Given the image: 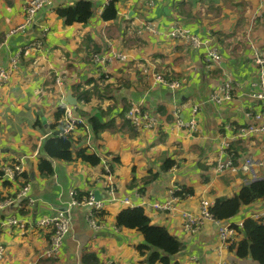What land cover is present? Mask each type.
I'll return each instance as SVG.
<instances>
[{"label": "crops", "instance_id": "1", "mask_svg": "<svg viewBox=\"0 0 264 264\" xmlns=\"http://www.w3.org/2000/svg\"><path fill=\"white\" fill-rule=\"evenodd\" d=\"M77 1L51 0L30 27L11 35V29L25 20L27 0H0V45L6 40L0 48V71L10 69L13 57L19 56L9 80L0 83V167L20 164L27 175L15 180L0 177V199H13L0 209L4 248L0 264H149L148 253L138 249L145 241L143 234L117 227V216L127 207H143L152 224L166 227L184 243L176 256L180 264H259L252 257H238L232 247L244 237L240 229L233 243H225L218 225L209 219L198 233L186 231L184 213L197 215L202 199L213 204L264 177V133L231 141L235 163L252 157L258 163L254 173L217 168L222 139L233 137L235 129L251 121L246 112L255 106L251 92L257 78L252 44L264 48V0H159L151 7L145 0H118L113 20L102 17L110 0H89L94 4L93 17L68 25L56 10ZM177 23L188 32L210 37L222 55V66L209 63L204 48L194 49L169 35ZM35 41L42 43L40 48L24 49ZM111 48L127 54V59L108 60L105 65L94 60ZM145 66L179 80L181 87L152 85L143 73ZM58 77H63L62 85L57 84ZM226 77L233 80L234 98L222 104L211 101ZM84 91L89 96L92 92L88 101L79 98ZM69 94L77 99L75 115L86 124L77 133L74 154L91 144L101 162L53 159L54 174L41 176L43 144ZM132 102L166 124L158 130L135 129L125 118ZM196 104L200 109L193 113ZM85 115L100 116L108 128L95 138ZM192 118L199 122L196 133L175 125L178 119ZM167 159L175 165L165 170ZM27 182L31 204L19 196ZM182 186L191 187L193 195L173 201V191ZM71 191L78 198L93 191L105 201L96 227L89 222L88 206L69 205ZM168 202V209L154 206ZM65 207L72 218L71 231L60 255L47 257L51 233L34 223ZM263 209L264 199L255 201L226 222L244 221ZM10 217L22 219L24 225L8 224Z\"/></svg>", "mask_w": 264, "mask_h": 264}, {"label": "built area", "instance_id": "2", "mask_svg": "<svg viewBox=\"0 0 264 264\" xmlns=\"http://www.w3.org/2000/svg\"><path fill=\"white\" fill-rule=\"evenodd\" d=\"M51 0H27L25 3V20L23 23L17 27L11 29L10 34H16L20 31H25L30 27L34 20L37 12L45 5L50 3ZM159 0H145V4L149 7L155 5ZM146 28L150 31L154 30V27L151 24H147ZM45 30H48L47 28ZM173 38L182 41L184 44L193 47L194 49H205V57L207 61L217 68L222 66V55L214 47L210 37H202L197 34L186 31L178 23L174 25L172 31L169 33ZM6 45V40H4L0 48ZM42 43L40 41H35L29 45H26L24 49L31 48H40ZM127 54L116 51L115 48H111L106 53L101 55H96L94 60L102 65H105L108 60L119 59L126 60ZM252 57L253 63L257 68V78L252 82L253 91L251 92V98L255 102V106L251 107L250 110L246 112V116L251 119V121L235 129V135L230 138H224L221 141L219 148L217 168L222 171L225 169H231L233 171L242 170L246 173H254V167L258 163L252 157H245L238 164L235 163V158L230 153L231 141L233 139L247 138L252 135H258L264 133V48L252 44ZM19 62V56L15 55L11 60L10 69L0 71V83L7 82L10 78V75L14 69L17 68ZM143 73L152 85H161L163 87H168L170 89H179L181 87V82L179 80H170L164 77L162 74L158 73L155 68L151 66H145L143 68ZM57 84H63V77L57 78ZM233 80L230 77H226L220 87L213 91L210 98L211 101L215 103H225L231 101L234 98L233 93ZM76 105L66 104L63 105L64 108V126L61 135L63 134H72L77 135L78 124L82 123L85 125L83 119L74 113ZM199 105H194L193 113L199 111ZM125 118L130 122V124L137 130H158L160 127L164 126L166 123L160 120L157 116L152 115L147 110H145L141 105L132 102L131 106L125 113ZM175 125L181 129L187 130L191 133H196L200 131L198 119L192 118L189 121H182L178 119L175 122ZM227 128H231L230 125H227ZM90 148L91 144L89 145ZM91 150V149H90ZM97 154V153H96ZM108 169V166H107ZM109 170V169H108ZM23 174V167L20 164H14L9 167H0V177H6L10 180H15L21 177ZM256 178V177H254ZM175 190H179L176 188ZM30 191V183L27 182L24 187L21 189L19 196L28 199L31 204L32 199L28 198V193ZM111 194H114V191L111 189ZM192 195H187L185 198H182L178 195L172 194L173 201H180L191 197ZM115 199V198H113ZM13 199H0V209L7 208ZM125 204H129L128 199L124 200ZM70 206H83L89 207L88 219L92 226L96 227L98 225V216L97 213L102 210L105 206V201L102 199H97L93 191H90L85 197L78 198L76 197L74 191H71V201ZM212 202L209 199L201 200V211L199 214L195 215L192 213H184V228L190 233H198L203 225V222L206 219H209L218 225L219 237L225 243H233L237 239L238 229L243 227V221L238 223H230L226 221H218L213 218L210 213V207ZM69 206V207H70ZM154 206L157 209H168L171 207V202L162 204L155 203ZM252 218L260 219L264 223V209L255 212L252 214ZM7 223L10 225L23 226L24 223L22 219L16 217H10L7 220ZM34 226L37 228H46L51 233L50 245L46 249L44 255L47 257L57 258L63 247L65 238L70 233L72 228V218L70 215L69 209L59 214L51 217H43L37 220L34 223ZM4 248L0 247V259L3 255ZM106 264H111L110 262Z\"/></svg>", "mask_w": 264, "mask_h": 264}, {"label": "trees", "instance_id": "3", "mask_svg": "<svg viewBox=\"0 0 264 264\" xmlns=\"http://www.w3.org/2000/svg\"><path fill=\"white\" fill-rule=\"evenodd\" d=\"M57 13L64 19L68 25L74 23H87L94 15V4L89 0H80L69 6H60ZM118 16V0H110L102 17L104 20H113ZM92 92L90 93L91 96ZM89 91H84L79 98L88 101L90 99ZM64 108L59 106L55 114L56 122L51 126V134L43 144V155L39 160V171L41 176H51L54 174L55 167L53 159L61 161H73L75 158H81L92 165L101 162V158L89 146L80 148L74 154V146L77 135L63 134L60 132L64 126ZM103 116V114H102ZM86 121L91 130L98 138L108 125L98 115H85ZM130 123V122H129ZM85 130V125L78 124V131ZM86 136H84V139ZM175 165L173 159H167L164 169L167 170ZM27 178L25 173L22 174ZM147 179L146 182L152 180ZM174 194L182 198L187 195H193V189L188 186H182L179 190H174ZM264 199V177L249 181L232 197H218L210 207V213L218 221H228L239 214L241 208L250 205L258 200ZM117 227L137 229L144 236V243L138 246L142 254L148 253L147 260L149 264H180L176 256L180 254L185 246L176 236L171 234L164 226H158L151 223L150 217L145 213L143 207H127L121 210L117 216ZM244 237L232 244L237 256L240 258L252 257L259 264H264V223L260 219L249 217L243 221V227L240 228Z\"/></svg>", "mask_w": 264, "mask_h": 264}, {"label": "water", "instance_id": "4", "mask_svg": "<svg viewBox=\"0 0 264 264\" xmlns=\"http://www.w3.org/2000/svg\"><path fill=\"white\" fill-rule=\"evenodd\" d=\"M67 102H68V104H70V105H77V99L75 98V97H73V95L72 94H69V95H67ZM96 198H97V196H96ZM98 199V198H97ZM65 210H66V207H65Z\"/></svg>", "mask_w": 264, "mask_h": 264}]
</instances>
